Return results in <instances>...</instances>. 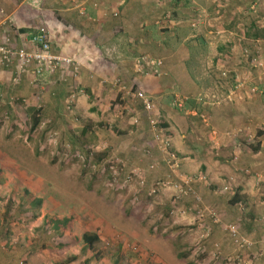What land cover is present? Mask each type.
Instances as JSON below:
<instances>
[{
    "label": "crops",
    "instance_id": "0c3cea01",
    "mask_svg": "<svg viewBox=\"0 0 264 264\" xmlns=\"http://www.w3.org/2000/svg\"><path fill=\"white\" fill-rule=\"evenodd\" d=\"M39 27L52 52L77 57L83 67L77 76L66 68L39 76L31 69L18 75L15 62L0 65L1 131L18 117L15 101L44 93L46 77L52 100L73 98L76 111L89 100L84 108L91 112L93 100H118L111 85L118 78L156 107L150 116L139 99L102 102L115 116L124 108L133 112L131 120H118L116 132L126 140L113 146L125 171L139 178L155 160L158 174L147 168L153 174L146 178L163 180L167 168L154 133L166 136L183 172L201 174L197 185L208 205L254 207L244 218L251 226L261 207L256 229L264 235V0H0V43L9 38L13 47L34 50L30 37ZM8 208L1 209L0 264H53L54 249L71 248L72 241L54 243L50 235L49 241L17 240ZM84 248L82 242L83 254Z\"/></svg>",
    "mask_w": 264,
    "mask_h": 264
},
{
    "label": "rangeland",
    "instance_id": "374dc122",
    "mask_svg": "<svg viewBox=\"0 0 264 264\" xmlns=\"http://www.w3.org/2000/svg\"><path fill=\"white\" fill-rule=\"evenodd\" d=\"M46 78L40 82L44 93L34 90L30 97L15 101L18 117L10 129L0 130V218L6 215L1 209L10 207L7 218L15 222L13 237L41 242L49 241L50 235L54 243L72 241L71 248L54 249V263L67 259L72 251L79 257L69 264H113L114 259L116 264L263 263L264 235L257 236L256 229L261 207L254 219L257 225L251 226L244 218L254 207L234 205L218 210L208 205L209 198L202 195L197 181L198 206L191 196L176 199L171 188L151 194L150 187L160 178L148 181L146 175L157 169L150 171L144 166L140 178H135L125 171L128 165L114 155V144L126 140L116 132L117 122L131 120L133 112L124 108L115 116L113 106L104 110L102 104L118 100L102 103L98 99L93 100L97 109L92 112L84 108L89 100L76 111L73 98L52 100ZM37 110L41 123L31 131ZM3 123L0 119V126ZM119 167L123 171H118ZM127 174L130 179L125 181ZM37 199L38 217L29 219L30 212L18 207H30ZM203 208L212 209L219 222L207 215L201 218ZM42 222L49 233L42 229ZM230 222L253 242L249 248L239 249L232 243L224 229ZM84 232L96 233L99 240L83 254L82 241L73 239H81ZM255 246L258 255L250 254Z\"/></svg>",
    "mask_w": 264,
    "mask_h": 264
},
{
    "label": "built area",
    "instance_id": "2783aa9c",
    "mask_svg": "<svg viewBox=\"0 0 264 264\" xmlns=\"http://www.w3.org/2000/svg\"><path fill=\"white\" fill-rule=\"evenodd\" d=\"M46 34V30L43 27H39L37 32L31 35L30 39L32 43L37 45V48L34 50H27L23 47H13L11 46L10 39L5 38V41L0 43V65L7 67L15 62L18 75L29 69H31L32 73L35 75L40 76L44 71L52 72L57 69L66 68L70 71L71 76H76L83 67V63L77 57L52 52ZM153 63L159 65L160 61H153ZM111 85L122 93L123 96L128 95L134 99H139L146 113L151 116V113L156 107L149 96L143 91L128 88L118 78L114 79ZM149 119L152 120L153 126L156 128L158 122H155V119L152 117ZM136 121H138L137 118H135L133 122L136 123ZM154 139L160 151V160H162L167 168V174L163 180H159L152 185L149 192L155 194L160 188H171L176 192L174 195L176 199L191 196L197 206L201 204V197L194 188V182L202 179L201 174L187 175L182 173L181 158L175 150L171 149L170 140L166 136L156 132L154 133ZM145 153L150 155L151 150L147 149ZM159 166L160 163L155 160H152L147 165L148 170L151 171L158 169ZM119 170L123 171V168L119 167L118 171ZM128 179H130L129 174L125 176V181ZM140 182L144 184L143 180H140ZM239 207H241V205H239ZM204 215L209 216L214 222H219L217 215L212 209L203 208L199 216L202 218ZM224 229L237 248L247 249L253 244L252 241L240 233L236 224L231 222L226 223ZM262 243L264 244V240H262Z\"/></svg>",
    "mask_w": 264,
    "mask_h": 264
},
{
    "label": "trees",
    "instance_id": "16d2710c",
    "mask_svg": "<svg viewBox=\"0 0 264 264\" xmlns=\"http://www.w3.org/2000/svg\"><path fill=\"white\" fill-rule=\"evenodd\" d=\"M79 74V73H78ZM77 74V75H78ZM76 75V76H77ZM132 89L134 90H137L135 89V87H132ZM124 97V98H123ZM129 97L128 95L126 96H123L122 93L119 92L118 94V101L119 102H123L122 98L125 99ZM41 123V114H40V110H37L35 113H34V116H33V123H32V126H31V131H34ZM236 200V199H235ZM39 203H40V199H37L36 202L35 201H32L30 207H27L26 209H28V211L30 212V218L29 219H34L38 216L39 214ZM27 211V210H26ZM56 227V226H55ZM177 229H182L180 227H176ZM44 230L46 231L47 233V228H44ZM82 242H83V245H84V251L87 250V249H93L94 247V244L99 240V236L96 234V233H90V232H84L81 236V239H80ZM180 256H185V255H181L179 254ZM77 259V256L76 255H71L69 256L67 259L57 263V264H68L74 260ZM116 264V263H115Z\"/></svg>",
    "mask_w": 264,
    "mask_h": 264
}]
</instances>
